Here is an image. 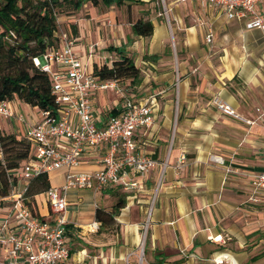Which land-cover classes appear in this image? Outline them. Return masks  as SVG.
<instances>
[{"label": "crops", "instance_id": "obj_1", "mask_svg": "<svg viewBox=\"0 0 264 264\" xmlns=\"http://www.w3.org/2000/svg\"><path fill=\"white\" fill-rule=\"evenodd\" d=\"M140 1L107 7L86 2L76 14L60 17L62 31L71 33L69 24L76 25L74 50L85 70L111 66L122 48L136 58V65L140 60L149 64V72L155 69L149 80L141 79L128 90L134 99L153 101V125L136 129L135 139L138 152L158 162L147 175L131 173L138 187L128 191L114 186L67 192L70 257L65 264H135L140 256L143 264H197L222 253L234 264H264V190L257 200L251 199V175L264 170V128L256 119V108L264 109V59L249 51L254 37L264 39L263 34L197 1L168 0L169 5H186L193 16L201 13L208 21L203 18L197 26L192 16L193 23L181 28L183 34L176 32L175 51L170 52V31L154 13L155 1ZM140 16L153 24L150 37L131 33L130 22ZM209 29L212 40L207 44ZM147 89L153 93L144 92ZM216 95L255 124L219 112L212 104ZM93 100L94 122L101 127L117 109L118 96L112 90L99 91ZM12 105L31 123L40 119L38 108L18 99ZM24 127L15 119L0 121V130L22 134ZM104 152L85 151L72 170L100 169ZM65 173V168L49 172L50 186L62 185ZM22 184L17 178L16 186ZM116 191L125 194V205L114 217L116 227L93 230L96 209L110 211ZM34 204L36 217L50 218L44 193L34 195ZM9 212L10 202L1 198L0 223ZM12 226L16 229L13 222ZM216 236L221 240L214 241ZM248 241L257 245L248 249ZM0 264H4L2 247Z\"/></svg>", "mask_w": 264, "mask_h": 264}, {"label": "built area", "instance_id": "obj_2", "mask_svg": "<svg viewBox=\"0 0 264 264\" xmlns=\"http://www.w3.org/2000/svg\"><path fill=\"white\" fill-rule=\"evenodd\" d=\"M171 1H197L200 5L216 8L228 19L241 22L248 30H258L264 37V0ZM211 40L209 29L205 42L208 44ZM60 42L59 47H50L33 59L34 64L50 76L51 94L56 105L54 112L39 110L40 119L31 123L25 112L13 107L12 100L0 101V121L15 119L24 125L21 136L34 146L33 156L19 170L11 171L16 180H22V186L18 188L15 183L10 193L2 197L10 202L9 218L0 223L4 264H65L70 257L65 233L67 192L80 188L99 191L114 186L128 191L138 187V181L131 173L144 176L158 164L154 158L138 152L135 139L136 129L153 125V101L150 98L134 99L123 81L101 79L85 70L74 50L75 38L68 32H60ZM108 90L118 96L119 105L98 127L94 122L93 96ZM212 104L226 116L248 125L255 124V120L236 112L218 95L212 98ZM256 112V119L262 121L264 128V109L257 107ZM88 150L105 151L100 160L102 167L90 172L73 171ZM60 168L66 170L63 184L50 186L44 192L50 218L40 219L32 214L27 201L29 183L42 173ZM251 185V199L257 200L258 193L264 190V170L251 175ZM99 224L94 221L91 228L97 230ZM220 255L213 258L215 264H223L229 259L223 258L219 262Z\"/></svg>", "mask_w": 264, "mask_h": 264}, {"label": "trees", "instance_id": "obj_3", "mask_svg": "<svg viewBox=\"0 0 264 264\" xmlns=\"http://www.w3.org/2000/svg\"><path fill=\"white\" fill-rule=\"evenodd\" d=\"M126 1L136 4L140 0H0V101L18 99L39 110L54 112L56 105L51 94L50 76L38 68L33 59L50 47L60 46L61 16H72L86 2L91 5H122ZM71 36L76 25L70 23ZM132 35L150 37L153 24L140 16L130 22ZM120 57L111 66H94L93 73L101 79L125 81L128 87L141 82V69L132 56L118 49ZM115 111H113L114 113ZM34 146L16 133L0 130V199L10 193L16 178L12 170H19L33 156ZM50 187L48 174L42 173L31 180L27 190L30 210L37 216L34 195L44 193ZM125 205V194L116 191V200L110 211L97 208L95 218L99 229H114L115 216ZM68 224L66 225V232ZM1 248V245H0Z\"/></svg>", "mask_w": 264, "mask_h": 264}, {"label": "rangeland", "instance_id": "obj_4", "mask_svg": "<svg viewBox=\"0 0 264 264\" xmlns=\"http://www.w3.org/2000/svg\"><path fill=\"white\" fill-rule=\"evenodd\" d=\"M155 1V4H154V13L158 15V18H161L162 20H164L167 24V27L169 29V37H170V42L168 43L169 45V50L170 52L173 50L175 51L174 49V46H175V43H174V40H176V37H175V34L176 32H180L181 34H183V31H182V27L183 26H187L189 25L190 23H193V20L191 19L192 16L194 15L192 12H191V9H189V7H187L186 5H183V4H178V5H169L168 4V0H165L164 2H162V0H154ZM194 8H197L199 11L202 10V8L197 5V4H194L193 5ZM204 20H205V17H203ZM202 16H201V13H199L198 15L195 14V16H193V19H194V25H199L200 21L203 19ZM205 22H208L207 20H205ZM204 26L205 30L207 28L208 25L204 24L202 25ZM60 29H62L60 27ZM254 44H251L250 43V48H249V51L251 54H254L255 56H257L258 58H263L264 59V39L261 38L260 35L258 36H255L254 37ZM172 56V55H171ZM217 57H215L214 59H216ZM133 59L135 60L136 58L133 57ZM138 59V58H137ZM146 61V60H144ZM173 61L174 63H176V56H174L173 54ZM139 65L137 64V66L140 68V69H143V71L141 70V79H145V80H149L150 77H149V73H153L155 71V69H151L152 72H149L150 68H149V64L147 62L145 63H142L140 62V60L138 61ZM136 64V63H135ZM147 78V79H146ZM236 80V77L234 78ZM148 82V83H147ZM146 84H149V81H146L145 82ZM177 83V78H176V82ZM147 86V85H146ZM177 86L174 85V88H176ZM142 89V88H141ZM140 88H138L137 90L140 92L141 91ZM136 90V88H135ZM144 92H147L149 94H152L153 92L149 91L148 89L145 90ZM3 133H13L11 130L10 131H5V130H1ZM17 134V133H16ZM19 137L22 138L21 134H17ZM0 160H2V157L0 155ZM160 182V180H159ZM158 190V184L156 185L155 187V190L154 192H156ZM149 211V210H148ZM148 222H146L145 224V227L143 228V239L145 238L146 236V229H147V224ZM235 241V240H234ZM233 240L230 241V242H234ZM248 243H250L251 245L249 247H246V248H251V247H255L257 245V242H252V241H248ZM228 246V244H227ZM262 250V249H260ZM259 250V251H260ZM258 250L256 252H259ZM255 253V252H253ZM251 253V254H253ZM218 255L216 256H212L211 258L209 257L208 260L206 261H201V262H198L197 264H215L214 262V257H217ZM251 260L249 259L248 263L250 262ZM232 261L230 259L228 260H225L223 262V264H231ZM135 264H143L142 263V256H140L139 258V261L136 262ZM183 264H187L186 262H184ZM233 264V263H232Z\"/></svg>", "mask_w": 264, "mask_h": 264}, {"label": "bare ground", "instance_id": "obj_5", "mask_svg": "<svg viewBox=\"0 0 264 264\" xmlns=\"http://www.w3.org/2000/svg\"><path fill=\"white\" fill-rule=\"evenodd\" d=\"M221 239V236H218L216 239H213L214 241L216 240V241H219ZM223 258H229V256L228 255H225L224 253L223 254H221L219 257H218V261L219 262H221L222 261V259Z\"/></svg>", "mask_w": 264, "mask_h": 264}]
</instances>
